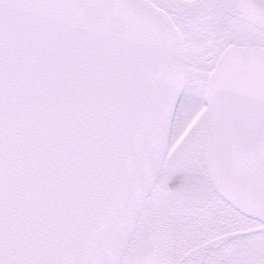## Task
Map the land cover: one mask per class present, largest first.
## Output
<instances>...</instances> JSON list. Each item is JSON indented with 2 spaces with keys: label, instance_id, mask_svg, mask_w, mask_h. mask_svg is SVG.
Masks as SVG:
<instances>
[{
  "label": "snow or ice",
  "instance_id": "1",
  "mask_svg": "<svg viewBox=\"0 0 264 264\" xmlns=\"http://www.w3.org/2000/svg\"><path fill=\"white\" fill-rule=\"evenodd\" d=\"M0 264H264V0H0Z\"/></svg>",
  "mask_w": 264,
  "mask_h": 264
},
{
  "label": "rangeland",
  "instance_id": "2",
  "mask_svg": "<svg viewBox=\"0 0 264 264\" xmlns=\"http://www.w3.org/2000/svg\"><path fill=\"white\" fill-rule=\"evenodd\" d=\"M179 184V177H174L171 181H169V188H175Z\"/></svg>",
  "mask_w": 264,
  "mask_h": 264
}]
</instances>
